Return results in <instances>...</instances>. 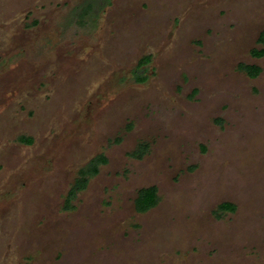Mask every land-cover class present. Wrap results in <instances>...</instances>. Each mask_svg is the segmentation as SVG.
Returning a JSON list of instances; mask_svg holds the SVG:
<instances>
[{"label":"rangeland","instance_id":"374dc122","mask_svg":"<svg viewBox=\"0 0 264 264\" xmlns=\"http://www.w3.org/2000/svg\"><path fill=\"white\" fill-rule=\"evenodd\" d=\"M100 1L0 0V264H264V0Z\"/></svg>","mask_w":264,"mask_h":264},{"label":"trees","instance_id":"16d2710c","mask_svg":"<svg viewBox=\"0 0 264 264\" xmlns=\"http://www.w3.org/2000/svg\"><path fill=\"white\" fill-rule=\"evenodd\" d=\"M84 12V13H83ZM88 14V11H85V8L82 9V16H79V18L84 17ZM258 41L264 45V37H259ZM254 53H258L259 56L264 54L263 50L260 51H253ZM253 54V53H252ZM258 56V57H259ZM148 58H145L143 63H146ZM246 74L250 78H255L258 76L260 69L257 66H246L245 67ZM138 80V79H137ZM145 149V147H142ZM105 159L101 156H96L95 158L91 159L84 167H82L78 171V179L75 181V187L70 190L69 196H73L75 192L83 189L87 182V177H93L98 172V165L104 164ZM157 201V195L156 190L154 187L150 188H143L138 191L137 197L135 199V208L138 212L144 213L151 208H153ZM217 209L219 211H227V212H233L235 210V206L230 203H222L218 205Z\"/></svg>","mask_w":264,"mask_h":264},{"label":"flooded vegetation","instance_id":"af4514ba","mask_svg":"<svg viewBox=\"0 0 264 264\" xmlns=\"http://www.w3.org/2000/svg\"><path fill=\"white\" fill-rule=\"evenodd\" d=\"M111 1H112V0H101L96 6H98V5L102 4V3H103V4H105V3H108V4H109V3H111ZM105 5H106V4H105ZM88 6H89V4H88L86 7L84 6V8H87ZM91 8H92V6H91ZM82 9H83V7H82ZM82 9H81L80 11H78L77 13L74 14V17L77 18L78 20H81V19L83 18V17L79 18V16H82ZM93 9H94V8H93ZM90 10H91V9H90ZM90 10H89V11H90ZM89 11H88V12H89ZM78 14H80V15L78 16ZM87 15H88V14H87ZM87 15H85V16H87ZM145 58H148V60L146 61V63H143V61H144ZM145 58H142L141 61L138 62V64H139L138 69H140V67H145V66L149 63L150 58H149V57H145ZM247 76H248V75H247ZM248 77H249V76H248ZM249 78H250V77H249ZM255 78H256V77H255ZM255 78H251V79H255ZM140 79H141V78H140ZM142 80H143V79H142ZM27 142L30 143L31 141L28 140ZM145 146H146V145H144V146H142V147H145ZM142 147L140 148L141 151L145 150V149L142 148ZM145 148H146V147H145ZM98 156H101L102 158H104V159H105V163H106V158H105V156H104L103 154L98 155ZM105 163H104V164H105ZM100 165H102V164H99V165H98V168H99ZM87 178H88V177H87ZM156 195H157V193H156ZM155 205H156V204H155ZM146 212H147V211H146ZM139 213H141V212H139Z\"/></svg>","mask_w":264,"mask_h":264}]
</instances>
